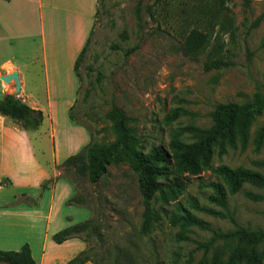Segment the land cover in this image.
Instances as JSON below:
<instances>
[{"label":"rangeland","instance_id":"1","mask_svg":"<svg viewBox=\"0 0 264 264\" xmlns=\"http://www.w3.org/2000/svg\"><path fill=\"white\" fill-rule=\"evenodd\" d=\"M193 29L211 37L209 49L197 58L185 50V39ZM216 55L230 66L206 71L205 64ZM76 74L80 83L77 119L88 129L78 127L96 143L116 140L114 122L107 116L113 107L130 117L143 153L158 146L168 149L175 137L192 143L195 139L186 129L211 127L217 105L244 104L252 102L257 92L264 94V0H98L96 26ZM263 125L264 109L252 122L246 147L239 144L223 155L216 151L207 170L181 177V187L173 184V176L162 177L166 188L152 200L159 219L147 231L138 177L125 160H113L97 184L74 169L63 170L92 212L83 220L86 210L65 207L60 214L74 216L69 228L90 219L99 222L97 235L78 236L86 241L88 263L212 264L220 243L207 252L200 245L211 240L212 232H228L234 224L195 207L220 210L208 201L212 194L208 185L219 181L214 172L219 166L264 176V145L257 149L254 143ZM48 128L45 122L43 130ZM248 192L263 199L252 200ZM229 208L237 224L264 229V188L245 184L240 193L229 197ZM186 213L203 221L206 229L174 224L173 217ZM5 219L0 221V249L17 246L30 236L26 220ZM43 238L40 229L29 238L35 254ZM78 243L71 241L60 252L79 256ZM261 252L264 264V245Z\"/></svg>","mask_w":264,"mask_h":264},{"label":"crops","instance_id":"2","mask_svg":"<svg viewBox=\"0 0 264 264\" xmlns=\"http://www.w3.org/2000/svg\"><path fill=\"white\" fill-rule=\"evenodd\" d=\"M97 12L98 0H0V100L14 95V85L1 76L16 71L21 83L16 96L41 113V125L34 130L0 114V221L26 220L30 235L1 249L19 251L29 245L36 264L75 259L76 252H60L71 241L86 250L80 238L59 245L53 237L74 221L72 213L65 217L69 222L60 214L65 207L86 210L83 220L92 216L87 207L69 205L77 189L62 165L91 141L90 133L71 120L70 110L80 87L76 61L96 26ZM45 122L49 128L44 131ZM37 229L44 238L35 254L29 238Z\"/></svg>","mask_w":264,"mask_h":264},{"label":"trees","instance_id":"3","mask_svg":"<svg viewBox=\"0 0 264 264\" xmlns=\"http://www.w3.org/2000/svg\"><path fill=\"white\" fill-rule=\"evenodd\" d=\"M258 24L257 22L254 26ZM88 45L89 40L76 61V73ZM210 46V35L199 29H193L185 39L186 54L192 58L204 54ZM229 66L226 59L221 55H216L209 58L205 64V70L210 71ZM76 105L70 110V118L76 124L85 126L77 119ZM263 109L264 94L261 92L253 96L252 102L217 105L211 113L213 121L211 127L186 129L194 137V142L185 143L175 137L171 140L168 149L158 146L148 153H143L138 150L139 138L130 126V117L122 109L113 107L107 116L114 122L112 129L116 133V140L110 144L100 145L92 137L90 144L81 153L67 159L62 168L64 171L74 169L78 175L86 177L91 184H97L106 173V167L113 160L115 163L125 160L138 177L139 193L145 207L144 230L147 231L151 224L159 219L158 213L152 208V200L157 193L163 192L166 188V184L160 179L173 176V184L181 187L183 185L181 177L186 174L197 176L207 170L216 151L223 155L229 148H238L239 144L246 147L252 122L255 116L262 114ZM0 114L15 120L25 130H34L41 125V113L31 109L16 95H6L0 100ZM254 143L257 149L263 147L264 125L257 130ZM214 172L219 181L208 185L212 191L208 201L220 210L198 206L195 208L214 217L232 220L234 228L228 232H212L211 240L200 247L207 252L211 247H215L216 243H220L215 247L216 254L212 264H263L261 247L264 245V229L243 227L237 224L230 213L229 197L240 193L245 184L264 188V176L251 170L233 169L225 165L217 167ZM73 183L76 185L74 181ZM246 195L255 201L263 199L249 192ZM85 204L79 196L69 201L71 206L86 207ZM172 221L174 224H181L184 229L187 226L206 229L203 221L190 213L180 218L173 217ZM99 231V222L90 219L55 234L53 240L60 245L83 234L88 237L97 235ZM223 257H227V260L224 261ZM90 261L85 250L67 264H87ZM0 263L36 264V261L30 246L25 245L19 251L0 249Z\"/></svg>","mask_w":264,"mask_h":264},{"label":"water","instance_id":"4","mask_svg":"<svg viewBox=\"0 0 264 264\" xmlns=\"http://www.w3.org/2000/svg\"><path fill=\"white\" fill-rule=\"evenodd\" d=\"M1 80L6 84L12 83L14 85V95H18L20 93L21 83H20L19 75L16 71L11 74L2 75Z\"/></svg>","mask_w":264,"mask_h":264},{"label":"bare ground","instance_id":"5","mask_svg":"<svg viewBox=\"0 0 264 264\" xmlns=\"http://www.w3.org/2000/svg\"><path fill=\"white\" fill-rule=\"evenodd\" d=\"M8 86V85H7Z\"/></svg>","mask_w":264,"mask_h":264}]
</instances>
